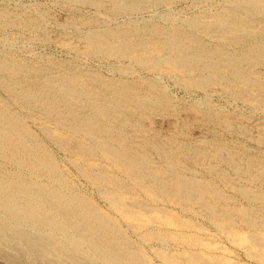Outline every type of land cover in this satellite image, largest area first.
I'll return each mask as SVG.
<instances>
[{"label":"bare ground","instance_id":"bare-ground-1","mask_svg":"<svg viewBox=\"0 0 264 264\" xmlns=\"http://www.w3.org/2000/svg\"><path fill=\"white\" fill-rule=\"evenodd\" d=\"M68 1L95 10L74 20L87 28L82 36L90 58L129 60L155 76L135 77L130 63L128 72L120 70L124 77L108 78L70 66L26 64L14 56L0 60V89L7 93L0 95V264H264V148L244 154L235 146L193 143L142 126L152 122L155 101L168 94L162 84L167 72L200 90L219 84L240 99L257 90L260 98L247 102L264 110V71L256 69L264 67V19H258L264 18V0H231L208 18L185 19L196 33L210 34L214 46L174 23L168 28L110 24L119 17L131 22L150 6L172 0ZM24 18L23 26L38 21ZM16 20L0 12V28ZM222 123L225 132L235 133L231 121ZM239 129L240 135L249 131ZM256 141L264 146V131Z\"/></svg>","mask_w":264,"mask_h":264},{"label":"rangeland","instance_id":"rangeland-1","mask_svg":"<svg viewBox=\"0 0 264 264\" xmlns=\"http://www.w3.org/2000/svg\"><path fill=\"white\" fill-rule=\"evenodd\" d=\"M18 1V2H17ZM68 0H0V12H4V11H8L10 13V15L13 18H16V22L14 24H12L11 26L8 27H4L0 28V57L5 58V59H1V61L6 60L8 58H10L11 56H14L15 58L19 59L20 62H24L26 64H31V65H37V66H47L50 67L53 65V67H56L57 69H62L66 66L65 69L67 68H76V70L79 68V70H86L88 71V75H99L100 76H107L108 78L111 76V78H119V77H124L122 71L120 72V70H127L126 72L129 71L128 68V63H130L131 65H129L130 67V71H134L135 70V77H140V76H144L143 78H147L148 76L150 78L155 76V73H151L147 70H144L143 67L138 66L137 64H134L133 62H130L129 60H116L114 58H107L109 60L105 59H101L100 58H96V57H91L88 56L86 50L85 49V42L83 39V32H85L87 30V28L83 27V26H79L80 23H75L74 20H80L85 18L89 13L88 16H90L95 10L94 8H92L91 6L89 7V5L87 6L86 4H81V3H76V4H70V2ZM172 1H174L172 3ZM170 3H172L173 5L169 4H165V5H157L154 7L150 6L149 9L145 10V12H143L140 15H134L131 22L128 21L127 18H123V17H119V18H111L110 20V24H112V26H116V25H120V26H124L126 28H136L135 26L138 25V28H142L143 25L149 27L158 25L161 27L164 26V28H166L167 26L170 27L173 25L178 26L179 27H183L184 30H186V32L191 35V36H196L197 38H200L202 41H204L208 46L211 45H215L211 38H210V34H207L206 32H202V30L200 31V29L197 31L196 33V29L187 25L185 23V21L187 22V20L185 19H189V18H196V17H203V18H208L212 15H215L216 13H219L221 10V6L222 4L224 5V2H226L225 4H227V2H230L231 0H172ZM178 1V2H177ZM214 1H217L214 3ZM65 2V3H64ZM207 2V4H206ZM25 3V4H22ZM62 3V4H61ZM63 3L65 4L63 6ZM68 3V4H67ZM175 3V4H174ZM212 3V4H211ZM214 3V4H213ZM221 3V4H220ZM27 4V5H26ZM30 4V5H29ZM32 4V5H31ZM211 4V6H210ZM24 5V6H23ZM71 5V6H69ZM78 5V6H77ZM171 5V6H170ZM214 5V6H212ZM216 5V6H215ZM218 5V6H217ZM33 6V7H32ZM38 6V7H37ZM67 6V7H66ZM73 6V7H72ZM166 6H168V8H166ZM7 7V8H5ZM26 7L28 9L26 11ZM35 7V8H34ZM70 7V8H68ZM77 7V8H76ZM160 9H159V8ZM208 7V8H206ZM211 7V8H209ZM215 7V8H214ZM72 8V9H71ZM82 8V9H81ZM86 8V9H85ZM88 8V9H87ZM164 10H163V9ZM217 8V9H216ZM220 8V10H219ZM5 9V10H4ZM8 9V10H7ZM25 9V10H24ZM85 9V10H84ZM90 9V10H89ZM158 9V10H157ZM174 9V10H173ZM209 9V10H207ZM211 9V11H210ZM32 10V11H30ZM40 12H39V11ZM78 12H77V11ZM87 10V12H86ZM89 10V11H88ZM152 10V11H151ZM162 10V11H161ZM181 10V11H180ZM16 11V12H15ZM38 11V12H37ZM73 11V12H72ZM82 11V12H81ZM84 11V12H83ZM154 11V12H153ZM158 11V12H155ZM217 11V12H216ZM18 12V13H17ZM27 14H26V13ZM30 12V13H29ZM42 12V13H41ZM92 12V13H91ZM151 12V13H150ZM167 12V13H165ZM202 12V13H201ZM206 12V13H205ZM213 12V13H212ZM215 12V13H214ZM12 13V14H11ZM15 15H14V14ZM20 13V17L19 16ZM29 13V14H28ZM36 13V14H35ZM44 13L48 14L45 15ZM74 13V14H72ZM81 13V14H80ZM86 13V14H84ZM155 13V14H153ZM158 13V14H157ZM184 13V14H183ZM211 13V14H210ZM18 14V15H17ZM25 14V15H24ZM78 14V15H76ZM161 14V15H160ZM169 14H173V15H169ZM177 14V15H176ZM179 14V15H178ZM181 14V15H180ZM188 14V15H187ZM193 14V15H192ZM199 14V15H198ZM202 14V15H200ZM207 14V15H206ZM42 15V16H41ZM76 15V16H75ZM80 15V16H79ZM86 15V16H85ZM161 17H159V16ZM196 15V17H195ZM198 15V16H197ZM25 18H24V17ZM36 16V17H35ZM48 16V17H47ZM50 16V17H49ZM75 18H73V17ZM80 17L77 18V17ZM82 16V18H81ZM85 16V17H84ZM142 16L144 17L143 20L141 19ZM149 16V17H148ZM176 16V17H175ZM178 16V17H177ZM191 16V17H190ZM208 16V17H207ZM28 17H33V18H38V21L36 22V24L34 26H23L22 22H23V18L27 19ZM44 19V21L41 19ZM140 17V18H139ZM172 19H171V18ZM73 20H72V19ZM122 18V19H121ZM140 20H139V19ZM148 18V19H147ZM150 18V19H149ZM163 18V19H162ZM169 18L171 19V21L169 20ZM181 18V19H179ZM262 18V19H261ZM20 19V20H19ZM68 19V20H67ZM120 19V20H119ZM123 19L125 20V22L123 21ZM137 19V20H136ZM145 19V20H144ZM258 19L261 21L264 18L262 16H258ZM48 20V21H47ZM114 22H113V21ZM117 20V21H116ZM151 20V21H150ZM174 20V21H173ZM180 20V21H179ZM184 20V21H182ZM21 23H20V22ZM40 21V23H39ZM71 21V22H70ZM123 21V22H122ZM135 21V22H134ZM147 21H149L147 23ZM166 21V22H164ZM177 21V22H176ZM64 22V23H63ZM68 22V23H67ZM112 22V23H111ZM121 22V23H120ZM138 22V23H137ZM165 24H164V23ZM177 24H176V23ZM17 23V24H16ZM66 23V24H65ZM120 23V24H118ZM137 23V24H136ZM155 23V24H154ZM161 23V24H160ZM170 23V24H169ZM38 24V25H37ZM46 24V25H45ZM60 24V25H59ZM63 24V25H61ZM76 26L77 28H75L74 26ZM125 24V25H124ZM16 26V28L18 29H14V27ZM18 25V27H17ZM37 25V26H36ZM71 25V27H70ZM131 25V26H129ZM170 25V26H169ZM182 25V26H181ZM14 26V27H13ZM25 27L22 28V27ZM42 26V27H41ZM46 26V27H45ZM59 26V27H58ZM69 28H68V27ZM73 26V27H72ZM129 26V27H128ZM29 29H28V28ZM35 27V28H34ZM61 27V28H60ZM63 27V29H62ZM67 27V28H66ZM167 27V28H168ZM46 30H45V29ZM81 28V29H80ZM192 30H191V29ZM10 29V30H9ZM12 29V30H11ZM35 29V30H34ZM37 29V30H36ZM49 29V30H48ZM61 29V30H60ZM67 29V30H66ZM84 31H83V30ZM3 32H2V31ZM31 30V32H30ZM42 30V31H41ZM66 30V31H65ZM68 30H70L68 32ZM7 31V32H6ZM12 31V32H11ZM16 31V32H15ZM37 31V32H36ZM73 31V32H72ZM80 31V32H79ZM83 31V32H82ZM20 32V33H19ZM31 36H29L30 34ZM47 34H46V33ZM193 32V33H192ZM4 35H3V34ZM8 33H10L8 35ZM16 36H15V34ZM23 36H22V34ZM50 33V34H49ZM82 33V34H81ZM205 33V34H204ZM21 34V35H20ZM43 34V35H41ZM81 34V35H80ZM35 35V37H34ZM41 35V36H40ZM50 37H49V36ZM207 37H205V36ZM5 36V37H4ZM14 36V38H13ZM18 36V37H17ZM23 39V42L21 37ZM8 37L9 40H6V38ZM12 37V38H11ZM37 37V38H36ZM5 38V39H4ZM17 38V39H16ZM26 38V39H25ZM30 38L32 39V41L30 40ZM45 38H48L47 40ZM207 38V39H206ZM11 39L14 41H11ZM19 39V40H18ZM25 39V40H24ZM36 39V40H33ZM42 39V40H41ZM83 39V40H82ZM30 40V41H29ZM1 41L3 43H1ZM28 41V42H27ZM34 41V42H33ZM45 41V42H43ZM47 41V42H46ZM60 41V42H59ZM63 41V43H62ZM209 41V42H208ZM8 42V43H7ZM12 42V43H11ZM38 42V43H37ZM11 43V44H10ZM24 43V44H23ZM36 43V44H35ZM44 43V44H43ZM210 43V45H209ZM16 44V45H15ZM13 45V46H12ZM20 45V46H19ZM24 45V46H22ZM8 46V47H7ZM10 46V48H9ZM17 46V47H16ZM19 46V47H18ZM31 46V47H29ZM64 46V47H63ZM13 47V48H11ZM15 47V48H14ZM4 48V49H3ZM9 48V49H8ZM29 48V49H28ZM31 48V49H30ZM3 49V50H2ZM6 49V50H5ZM26 49V50H25ZM71 49V50H70ZM20 50V51H19ZM33 50V51H32ZM6 51V52H4ZM10 51V52H9ZM85 51V52H84ZM9 52V54L7 53ZM32 54H31V53ZM2 53V54H1ZM11 53V54H10ZM30 53V54H29ZM7 54V55H6ZM18 54V56L16 55ZM6 55V56H4ZM10 55V56H9ZM40 56V57H39ZM44 56V57H42ZM47 56V57H46ZM51 57V58H49ZM24 58V59H23ZM46 59V60H45ZM52 59V60H50ZM57 61H54V60ZM64 59V60H63ZM32 60V61H31ZM41 60V61H40ZM45 60V61H42ZM66 61L64 62L65 65H62L63 62L60 61ZM77 60V61H76ZM105 60V61H104ZM107 60V61H106ZM39 61V62H38ZM75 61V62H74ZM129 61V62H128ZM41 62V63H40ZM52 62V63H50ZM60 62V63H59ZM71 62V63H70ZM102 62V63H101ZM108 62V63H107ZM119 62V64L117 65V63ZM38 63V64H37ZM46 63V64H44ZM50 63V64H48ZM73 63V64H72ZM77 63V64H76ZM116 63V64H115ZM133 63V64H132ZM42 64V65H41ZM54 64H56L54 66ZM121 64H125L124 66ZM72 65V66H71ZM81 65V66H79ZM109 65V66H108ZM115 65V68H114ZM122 67H121V66ZM127 65V67H126ZM70 66V67H69ZM76 66V67H74ZM83 66V67H82ZM94 68H92V67ZM96 66V67H95ZM98 67V68H97ZM101 69H100V68ZM118 67V68H117ZM261 67V68H260ZM90 68V70H89ZM122 68V69H120ZM64 69V70H65ZM88 69V70H87ZM100 69V70H99ZM112 69H114V71H112ZM116 69V70H115ZM257 71L263 70L264 71V67L262 65L256 66ZM95 70V71H94ZM105 70V71H104ZM109 70V71H108ZM111 70V71H110ZM119 70V71H117ZM123 70V71H124ZM93 71V72H91ZM99 71V72H97ZM102 71V72H101ZM139 72L138 74L136 73ZM142 71V72H141ZM146 71V72H145ZM105 72V73H104ZM112 72V73H111ZM167 72V71H166ZM108 73V74H107ZM122 73V74H121ZM145 73V74H144ZM103 74V75H102ZM175 73L173 72H167V75L163 74V82L162 84L165 83L167 85V93L168 94H164V96L155 101V105H153L154 107V111L158 114L157 117L155 112H152V118L151 121L152 122H148L150 120H148L147 122H145L142 126L145 127H149L151 129L150 132H158L161 135H171L172 132L176 133V136L178 137V139L180 140H191L193 143L199 142L201 143L202 139L204 140L203 143H206L208 141L207 144H213V146H218V145H225L228 146L229 148H233L236 150L238 148V150L244 154H258V148L263 149L264 146L260 145L257 141L256 138L258 136V134L262 131H264V113L262 114V112L264 110L261 111V109H257L254 106V102L251 103V101H248V98H250L249 100H254L255 98H260V94L257 90H254V92H252V95H247L246 98V102L242 103L243 100L245 101V98L240 99L237 98L235 96H233L232 94H230L229 92L224 91L223 92V87L219 84H213L208 86L207 88L203 89H198L194 86H187L184 85L183 83H185L183 80L181 81H176L177 78ZM113 75V76H112ZM147 75V76H146ZM171 75V76H170ZM104 76V77H105ZM167 76V77H166ZM169 76V78H168ZM106 77V78H107ZM172 77V78H171ZM175 79V80H174ZM170 80V81H169ZM176 82V83H175ZM182 82V83H181ZM186 84V83H185ZM219 85V87L217 86ZM175 86V87H174ZM166 87V86H165ZM187 87V88H186ZM194 87V88H193ZM211 87V88H210ZM0 88L2 89L3 87L0 86ZM193 88V89H192ZM221 88V89H220ZM223 88V89H222ZM0 89V95L3 97H6L7 93L5 92V90H1ZM188 89V90H187ZM196 89V90H195ZM213 89V90H211ZM194 90V91H193ZM203 90V92H202ZM210 92H209V91ZM4 91V92H3ZM189 91V92H188ZM217 91V92H216ZM222 91V92H221ZM202 92V93H201ZM209 92V93H207ZM220 92V93H219ZM212 93V94H211ZM255 93V94H254ZM229 94V95H228ZM254 94V95H253ZM259 96H258V95ZM228 95V96H227ZM169 96V97H168ZM173 96V97H172ZM176 96V97H175ZM166 97V98H165ZM255 97V98H253ZM171 98V99H170ZM199 98V101H198ZM203 98H205L203 100ZM210 98V101L209 99ZM232 98V99H230ZM237 98V99H236ZM253 98V99H252ZM169 102H167L166 101ZM177 99V100H176ZM179 99V100H178ZM197 99V100H196ZM203 100V101H202ZM237 100V101H235ZM241 100V101H239ZM160 101V102H159ZM172 101V102H171ZM174 101V102H173ZM192 101V102H191ZM207 101V102H206ZM165 102V103H164ZM171 102V103H170ZM203 102V103H202ZM205 102V103H204ZM232 102V103H231ZM161 103V104H160ZM167 103V104H166ZM176 103V104H175ZM209 103V104H208ZM248 103V104H247ZM251 103V104H250ZM163 104V106H161ZM198 106L196 107L195 105ZM201 104V105H200ZM203 104V105H202ZM215 104V106H214ZM235 104V105H234ZM250 104V105H249ZM158 105V106H157ZM168 105V106H167ZM238 105V106H237ZM167 106V108L165 109V107ZM172 106V107H171ZM175 106V110L174 109ZM194 108H193V107ZM160 107V108H159ZM192 107V108H191ZM157 110H156V109ZM200 109L199 112L197 109ZM222 108V109H220ZM252 108V109H251ZM169 109V111H168ZM196 109V110H194ZM202 109V110H201ZM213 109V111H211ZM257 109V110H256ZM178 110V111H177ZM208 112H207V111ZM254 110V111H252ZM259 110V111H258ZM162 111V112H161ZM168 111V113H166ZM172 113H171V112ZM175 111V112H173ZM177 111V112H176ZM203 111V112H202ZM170 112V113H169ZM211 112V113H210ZM221 112V113H220ZM242 114H241V113ZM257 112V113H256ZM163 113V114H161ZM174 113V114H173ZM211 115H215L214 118L210 117ZM216 113V114H215ZM218 113V114H217ZM223 113V114H222ZM155 114V115H154ZM165 114V115H164ZM167 114V115H166ZM201 114V115H200ZM222 116H221V115ZM245 114V115H244ZM249 114V115H248ZM220 117H218V116ZM263 115V116H262ZM163 116V118H162ZM179 116V118H178ZM204 116H207L206 118ZM216 116L218 118H216ZM232 116V117H231ZM244 116V117H243ZM250 116V117H249ZM155 117V118H154ZM166 117V118H165ZM175 117L177 118V120H175ZM204 117V118H203ZM210 117V118H209ZM223 117V118H222ZM171 118V119H170ZM209 118V119H208ZM220 118V119H219ZM226 118V119H225ZM228 118V119H227ZM247 118V119H246ZM251 118V120H250ZM153 119V120H152ZM180 119V120H179ZM206 119V120H205ZM225 120H229L232 123L233 128L235 129V133L232 132H225L224 128H223V121ZM245 122H243L242 121ZM262 119V120H260ZM162 120L164 121V123H162ZM204 120V121H203ZM207 120H210V122H208ZM213 120L212 124L211 121ZM233 120V121H232ZM250 120V121H249ZM259 120V121H258ZM238 121V122H237ZM262 121V122H261ZM161 122V123H160ZM194 122V123H193ZM206 122V123H205ZM214 122H216V126H214ZM218 122H220L219 124L221 125V127H219L220 125H218ZM252 122V123H251ZM254 122V123H253ZM150 123V124H149ZM152 123V124H151ZM205 123V124H204ZM235 123V124H233ZM257 126H256V124ZM175 124V126H174ZM177 124V125H176ZM209 124V125H208ZM249 124V125H248ZM251 124V125H250ZM263 124V125H261ZM151 125V126H150ZM165 125V126H164ZM179 125V126H178ZM239 125V126H238ZM163 126V127H162ZM167 126V127H166ZM177 126V127H176ZM208 126V127H206ZM211 127V128H210ZM214 127V128H213ZM219 127V129H217ZM241 129H246L245 131H248L247 135H240V133L238 134V130ZM158 128V129H156ZM172 128V129H171ZM223 128V129H222ZM237 128V129H236ZM249 128V129H248ZM261 128V129H260ZM263 128V129H262ZM178 129V130H177ZM181 129V130H180ZM210 129V131H209ZM221 129V130H220ZM255 129V130H254ZM259 131H257V130ZM260 129V130H259ZM171 130V131H170ZM208 130V131H207ZM214 130H218L217 132H221L217 133ZM160 131V132H159ZM214 131V133H213ZM257 132V133H255ZM210 133V134H209ZM217 133V134H216ZM180 134V135H179ZM208 134V135H207ZM183 135V136H182ZM203 135V136H202ZM256 137H255V136ZM188 136V137H187ZM191 136V137H190ZM202 136V137H201ZM224 136V137H222ZM234 136V137H233ZM187 137V138H185ZM214 137V138H213ZM227 137V139H226ZM237 137V138H236ZM240 137V138H239ZM248 137V139H247ZM194 138V139H193ZM216 138V139H215ZM236 138V139H235ZM224 139V140H223ZM245 139V140H244ZM194 140V141H193ZM199 140V141H198ZM215 140V141H214ZM219 140V141H218ZM221 140V141H220ZM235 140V141H234ZM241 140V142H240ZM252 140V141H251ZM244 141V142H243ZM255 141V142H254ZM214 142H216L214 144ZM225 142V143H223ZM227 142V143H226ZM240 142V143H239ZM254 142V143H253ZM219 143V144H218ZM223 143V144H222ZM234 143V144H233ZM236 143V144H235ZM244 146H242V144ZM229 144V145H228ZM241 144V146H240ZM232 145V146H231ZM248 145V146H247ZM258 145V146H257ZM235 146V147H234ZM247 146V147H246ZM260 146V147H259ZM246 147V148H245ZM248 148V149H247ZM250 148V150H249ZM256 148V149H255ZM257 151V152H256ZM254 152V153H253ZM58 156V155H57ZM59 159L62 160L63 162H65L64 164L66 165V168H69V171H71L72 173H75V171L73 170L72 167H70L71 165H69L68 160L63 156L59 155ZM228 169V167L226 168ZM230 169V168H229ZM235 177V176H234ZM237 179V178H236ZM80 182V185L83 186L82 184L84 183V186L87 185L86 180L83 178L78 179ZM85 181V182H84ZM90 193V192H89ZM95 198L102 203V199L97 196V194L95 193ZM213 232H215L214 234V238H216V240L220 241V238L218 237L219 234H217V232L214 230V228H212ZM219 238V239H218ZM224 242H221V244L223 243L224 246H228L229 248H231L234 253L236 251L235 254L239 255L241 258L245 257V254L243 253V251L235 246H233L228 240H224L222 239ZM222 244V245H223ZM232 245V246H231ZM246 258V257H245ZM244 258V259H245Z\"/></svg>","mask_w":264,"mask_h":264}]
</instances>
